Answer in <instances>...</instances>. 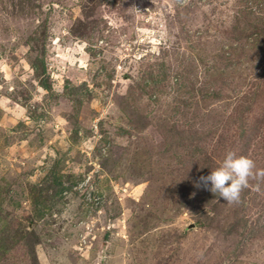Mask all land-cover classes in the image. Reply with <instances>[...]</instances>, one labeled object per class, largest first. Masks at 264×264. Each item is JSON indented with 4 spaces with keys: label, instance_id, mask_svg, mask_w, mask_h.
<instances>
[{
    "label": "rangeland",
    "instance_id": "1",
    "mask_svg": "<svg viewBox=\"0 0 264 264\" xmlns=\"http://www.w3.org/2000/svg\"><path fill=\"white\" fill-rule=\"evenodd\" d=\"M264 0H0V264H264ZM259 185V191H257Z\"/></svg>",
    "mask_w": 264,
    "mask_h": 264
},
{
    "label": "clouds",
    "instance_id": "2",
    "mask_svg": "<svg viewBox=\"0 0 264 264\" xmlns=\"http://www.w3.org/2000/svg\"><path fill=\"white\" fill-rule=\"evenodd\" d=\"M256 178L264 179V169H257L255 161L247 156L228 152L222 164L212 170L210 175L201 176L194 186L207 187L210 182L209 190L227 204H240L243 191L249 187V181Z\"/></svg>",
    "mask_w": 264,
    "mask_h": 264
}]
</instances>
